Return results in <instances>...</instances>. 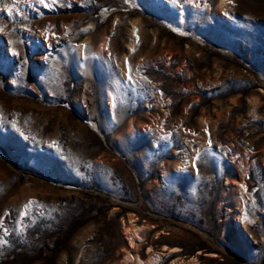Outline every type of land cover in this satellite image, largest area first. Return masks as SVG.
I'll return each instance as SVG.
<instances>
[{"label":"rangeland","instance_id":"obj_1","mask_svg":"<svg viewBox=\"0 0 264 264\" xmlns=\"http://www.w3.org/2000/svg\"><path fill=\"white\" fill-rule=\"evenodd\" d=\"M221 2L0 0V264H264V0Z\"/></svg>","mask_w":264,"mask_h":264},{"label":"bare ground","instance_id":"obj_2","mask_svg":"<svg viewBox=\"0 0 264 264\" xmlns=\"http://www.w3.org/2000/svg\"><path fill=\"white\" fill-rule=\"evenodd\" d=\"M224 3V0H222V2H221V4H223ZM222 9H223V7H222ZM104 47V46H103ZM104 49V48H103ZM244 186V185H243ZM243 186H241V189H240V192L241 193H243L244 194V188H243ZM134 224V223H133ZM132 229L134 230L133 231V237H138V234H139V232L140 231H142V227H138V226H132ZM131 231V230H130ZM129 231V232H130ZM132 233V232H131ZM129 234V233H128ZM139 236H140V234H139ZM141 238V237H140ZM130 245L131 246H133L134 244H133V241H131V243H130ZM136 245V244H135ZM171 252L170 253H176L177 251H179V249H173V250H170ZM181 251V250H180ZM130 257V256H129Z\"/></svg>","mask_w":264,"mask_h":264},{"label":"snow or ice","instance_id":"obj_3","mask_svg":"<svg viewBox=\"0 0 264 264\" xmlns=\"http://www.w3.org/2000/svg\"><path fill=\"white\" fill-rule=\"evenodd\" d=\"M41 2H43V0H41Z\"/></svg>","mask_w":264,"mask_h":264}]
</instances>
